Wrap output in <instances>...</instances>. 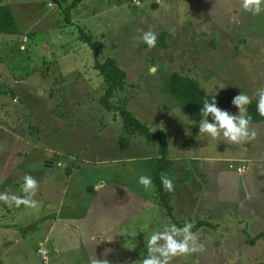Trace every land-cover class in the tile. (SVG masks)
I'll return each mask as SVG.
<instances>
[{"label": "rangeland", "instance_id": "obj_1", "mask_svg": "<svg viewBox=\"0 0 264 264\" xmlns=\"http://www.w3.org/2000/svg\"><path fill=\"white\" fill-rule=\"evenodd\" d=\"M6 4L20 34H0V172H4L0 193L22 195L23 176L30 174L39 183L37 194L48 196L46 205L38 208L43 212L47 205H56L58 192L67 187L63 212L77 211L86 236L92 221V233L101 234L116 217H128L123 227L134 226L135 237L123 241L121 248L112 245L109 264H140L152 232L179 227L176 222L183 227L185 222L196 225L202 220L215 224L192 230L204 251L176 257L171 264H264V238L253 246L247 243L264 230V221L259 215L240 213L236 206L238 177L247 174L229 169L239 163L229 157L238 145L221 141L207 148L211 146L207 138L215 145L217 140L199 134V122L189 124L184 117L188 115L161 92L167 77L178 72L196 79L208 93L232 88L257 100L256 89L264 87V11L247 12L241 0H7ZM140 28L157 34L154 48L143 42ZM80 30L91 36L101 62L113 58L126 73L123 89L110 100L112 110L97 102L102 82L94 76L87 80L95 71ZM162 35L166 49L159 44ZM152 66L157 68L155 74H149ZM121 109L166 137L173 163L165 172L174 183L172 216L155 203L153 184L145 189L138 183L140 175H150L157 145L136 135L127 149L118 147L124 128ZM203 154L208 162L198 158ZM177 165H188L191 172L184 176ZM254 172L248 177L258 175ZM100 181L105 187L94 190ZM121 184L130 186L127 197L116 192ZM23 208L0 202L3 224L11 222L20 240L16 255L0 256V264H51L46 251H37L45 261L34 252L20 254L50 236L48 226L53 223L18 229L15 224L26 228L36 213L34 207L22 212ZM18 211L19 216H12L18 222L13 223L8 213ZM1 229L0 246L13 235ZM73 231L72 226L67 233ZM52 237L56 242V231ZM71 241L63 238V248ZM65 257L69 261L64 264H90L87 259L79 261L71 250ZM54 264L62 263L55 257Z\"/></svg>", "mask_w": 264, "mask_h": 264}, {"label": "crops", "instance_id": "obj_2", "mask_svg": "<svg viewBox=\"0 0 264 264\" xmlns=\"http://www.w3.org/2000/svg\"><path fill=\"white\" fill-rule=\"evenodd\" d=\"M21 47L22 49L24 48L23 45H21ZM94 77L97 80H99L96 76ZM229 113L233 115H237L238 109L234 111H230ZM251 125L257 133L256 139L252 140L251 142L237 144L238 151L235 153H230L229 157L231 160H236L239 163L244 162L247 164V169L243 173V174L245 173L247 174H245L244 176L241 175L242 177L240 176L238 177L240 178V180L238 182V187L235 188L239 190V194L236 195V198H237L236 206H237L238 211L243 214L259 215V218H260L259 220L264 221V122L259 123V124H251ZM0 130L2 131L3 129L0 127ZM13 134H15V131ZM16 137L20 139L18 136ZM201 137L205 139V135ZM221 141H217L215 145L214 141H211V139L207 138L206 142H209L211 146L210 145H206V146L207 148H214L219 143H221ZM192 143L193 145L195 144L194 141L190 142V144ZM183 144L185 145L187 143H183ZM202 153H203V150H202ZM198 158H201L203 162H208L207 160L208 158L205 157V155L200 156ZM175 161L176 160H174V162ZM18 165H22V164L19 163ZM181 166L182 165L178 167L177 165V168L180 174L183 173L184 176H186L189 174V172H191V170H188L187 168L188 165L182 168ZM253 170H256V172L254 173H257L258 175L248 177L251 175L249 174V172L251 173V171ZM2 174H4L3 171L0 172V177ZM18 182L19 181H16L14 185H16V183ZM116 187H118L116 192H120V194L122 193L123 195H125V197L128 196V192L130 188L129 185L121 184L120 186H116ZM67 192H68L67 187H63V190L58 192V194L60 193L59 194L60 198H58L59 204L58 202H56V205L54 206L47 205L46 207L47 209L44 210L43 212L39 211L38 208L39 206L46 205L45 198H47L48 196H44L42 193L37 194V198H35V200H38L39 203L35 205L33 208V210L36 212L35 215H31L33 219L28 224H26L27 225L25 226L26 228H24V225L21 223L15 224L18 229L26 230L27 227L30 226L31 224L36 225L37 223H40V225L44 227L45 225L49 224L50 221L53 220V223H50V225L48 226V231L51 233V235L50 236L48 235L47 237L46 236L41 237L42 240H39V242H37L36 246L32 250L31 249L24 250L20 252L21 255L27 256L28 253L30 252H34V254L36 253L38 254L37 251L42 250L48 253L46 260L49 262L51 261V264H54L55 257H57L58 262L61 261V263L64 264V263H67V261H69V259L65 257L66 253L69 252V250H71V252H73L76 255L79 261L83 259H87V261L90 262L91 264L93 253L97 259L106 258L107 260H111L113 259L112 252H111L113 251L112 245H115L117 247L120 246L121 248L123 241L125 242L131 237H135V233L133 232L134 226H130L129 228H126V226L123 227L126 219L128 218L123 215L120 216L119 218L116 217L114 223L110 225L109 230L107 231L106 229L105 231L101 232V234H98L97 232L92 233L95 227L93 223L94 221H92L90 223V228L89 229L87 228V231H90V233H88V236H86L87 232H85V234L83 235L81 233L82 225H79L80 221L76 217L77 211L75 210L74 212H72V208H71L69 212L68 211L63 212V209H62V205L64 204L63 195L67 194ZM73 202H71V204ZM40 203H43V204H40ZM25 210L29 211L30 207L24 206L22 212H24ZM144 210L145 209H143V212ZM91 212L92 210H90V213ZM17 213H19L17 216L21 214L19 211L15 213L9 212L8 214L11 216L10 219L12 218V216H14ZM109 213L110 212H107V214ZM36 215H39V216L37 217ZM3 216H6V212H4ZM14 219H17V217L16 218L13 217L11 219L13 223L18 222V221H15ZM4 220L2 219V214H0V228H2L1 232L3 231L2 232L3 234L6 233V234H13V235L10 236L9 238H4V241L2 243L3 245L0 246V256L3 258L10 257L11 255L15 256L16 255L15 252L18 251L16 247L20 242V240L17 238V235H16V233L18 234L17 229L12 228L13 225L11 224V222H8V224H3ZM91 220L93 219H89V221ZM20 224L23 226H19ZM72 226H73L74 231L70 235L67 233V230L69 227H72ZM58 228H60L61 231H58ZM142 229H144V227H142ZM54 231H56V239H55L56 242H54V237H52ZM63 238H67V239L72 238V241L69 244V247L63 248V244H62ZM105 252H107V255L109 254V258H107V255L106 256L102 255ZM76 257H74L73 259L77 260ZM40 258L43 261H45L41 256Z\"/></svg>", "mask_w": 264, "mask_h": 264}, {"label": "trees", "instance_id": "obj_3", "mask_svg": "<svg viewBox=\"0 0 264 264\" xmlns=\"http://www.w3.org/2000/svg\"><path fill=\"white\" fill-rule=\"evenodd\" d=\"M7 0H0V34L3 35H19L20 31L15 20V17L6 4ZM74 5V4H73ZM81 37L85 39V43L91 50L93 57V66L91 69L95 72L88 74L87 80L90 77L96 76L102 84V95L98 98V104L105 110H112L113 105L110 100L123 89L125 85L126 73L118 66L113 58H106L100 61L98 49L93 43L90 35L80 30ZM159 39V44L166 49L167 44H164L163 38ZM161 92L170 96L177 104V108L188 115L190 121L199 122L201 119L200 111L204 99L211 100L216 95L217 106L226 111L237 110L232 105V100L239 93L232 88L217 89L214 93H208L199 82L193 77L181 75L178 72H172L166 79L161 87ZM177 110V109H176ZM247 113L251 116V124H259L264 122V116H261L257 111V100H252L251 104L247 107ZM123 121V133L118 139V147L122 150L129 147V142L132 137L140 135L148 143H153L158 147V156L153 161V167L150 173L152 184L154 186V200L155 203L162 207L169 216H172L173 208L170 204V197L172 192L165 191L161 185L160 175L170 169L172 161L168 158V143L162 130L151 131L146 123L138 121L130 112L121 109L119 112ZM210 118V117H209ZM67 169V168H66ZM69 174V171H66ZM175 221V220H173ZM176 224L180 227L179 222ZM202 226L214 227L215 224L207 220L198 221L195 228ZM193 227V229H195ZM192 229V230H193ZM264 238V230L255 236L247 239L249 245H254L259 239Z\"/></svg>", "mask_w": 264, "mask_h": 264}, {"label": "clouds", "instance_id": "obj_4", "mask_svg": "<svg viewBox=\"0 0 264 264\" xmlns=\"http://www.w3.org/2000/svg\"><path fill=\"white\" fill-rule=\"evenodd\" d=\"M243 10L252 14H259L264 11L262 0H241ZM141 33V39L152 49L156 46L157 34L153 31H146L143 28L137 29ZM157 68H149V74H155ZM257 98V111L264 116V87L256 89L254 93ZM216 95L211 99H204L200 111L199 134H206L217 141H224L229 145L251 142L256 139L257 133L251 125V116L247 113V107L252 102V97L240 92L232 100V105L238 109V114L233 115L222 110L217 106ZM184 116V115H183ZM189 124H195L184 116ZM209 117L213 122H209ZM161 185L165 191H173V179L167 173L160 175ZM138 183L145 189L152 186V178L147 175H140ZM105 187V182H98L94 188L100 191ZM39 188V183L35 177L30 174L23 176L21 185L22 195L0 193V202L14 204L15 206L34 207L37 203L35 196ZM194 225L191 222H185L183 227L176 225L166 226L162 231L152 232L146 239L147 255L140 264H171L172 260L179 256H186L197 252H203L204 246L197 243V238L193 233ZM107 255V252L102 254ZM91 264H109L106 258L97 259L92 254Z\"/></svg>", "mask_w": 264, "mask_h": 264}, {"label": "built area", "instance_id": "obj_5", "mask_svg": "<svg viewBox=\"0 0 264 264\" xmlns=\"http://www.w3.org/2000/svg\"><path fill=\"white\" fill-rule=\"evenodd\" d=\"M58 166H60L59 164H58ZM229 169H231V170H234L236 173H238V174H242V173H244L245 171H246V169H247V164L246 163H244V162H242V163H238V164H230L229 165ZM41 254L42 253H44V251H42V250H40L39 251ZM43 256H44V254H43Z\"/></svg>", "mask_w": 264, "mask_h": 264}]
</instances>
